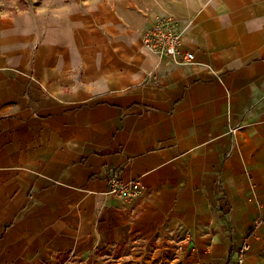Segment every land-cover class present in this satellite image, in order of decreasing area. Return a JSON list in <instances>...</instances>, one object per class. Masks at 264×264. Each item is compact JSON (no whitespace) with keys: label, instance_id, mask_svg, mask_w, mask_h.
<instances>
[{"label":"crops","instance_id":"obj_1","mask_svg":"<svg viewBox=\"0 0 264 264\" xmlns=\"http://www.w3.org/2000/svg\"><path fill=\"white\" fill-rule=\"evenodd\" d=\"M161 18L190 64L144 46ZM111 179L141 192L112 196ZM139 237L175 243L163 264H227L244 241L242 264H264V0L0 16V264H91Z\"/></svg>","mask_w":264,"mask_h":264},{"label":"built area","instance_id":"obj_2","mask_svg":"<svg viewBox=\"0 0 264 264\" xmlns=\"http://www.w3.org/2000/svg\"><path fill=\"white\" fill-rule=\"evenodd\" d=\"M142 41L150 52L168 56L173 63L178 65H188L194 58L193 52L187 49L182 31L177 29L175 21L171 18L159 19L144 32ZM141 188L142 186L137 180L124 182L118 179H111L108 184L107 193L112 196L129 199L138 195L141 192ZM258 222H255V226L259 224ZM247 250L248 243L244 241L237 247L234 258L227 264H242Z\"/></svg>","mask_w":264,"mask_h":264},{"label":"rangeland","instance_id":"obj_3","mask_svg":"<svg viewBox=\"0 0 264 264\" xmlns=\"http://www.w3.org/2000/svg\"><path fill=\"white\" fill-rule=\"evenodd\" d=\"M39 0H0V16L13 10L36 5ZM165 235V234H164ZM166 236V235H165ZM167 238V236H166ZM170 249H160L153 240L144 237L133 238L126 246H109L96 252L91 264H163L175 255V243L168 239ZM174 258V257H173ZM165 259V260H164ZM82 264L80 259H66L62 263ZM171 262H168L169 264ZM85 264V263H84Z\"/></svg>","mask_w":264,"mask_h":264}]
</instances>
